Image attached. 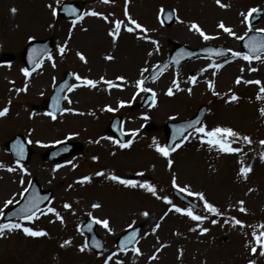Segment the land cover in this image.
<instances>
[{
    "label": "rangeland",
    "instance_id": "374dc122",
    "mask_svg": "<svg viewBox=\"0 0 264 264\" xmlns=\"http://www.w3.org/2000/svg\"><path fill=\"white\" fill-rule=\"evenodd\" d=\"M64 1L81 3L83 10L79 19L53 16L52 9H57ZM221 3L226 7H220L216 0H127V5L125 0L108 3L101 0H59V3L57 0H0V59L6 53L13 56L11 61L0 62V109L8 108L6 115L0 117V164L4 165L0 167V209L4 213L18 202L30 179H36L41 189L52 191L51 199L36 212L38 219L5 222L0 216V224L20 223L47 233L30 237L22 229L5 230L0 237V264H105L106 260L108 264H249V261L264 264L259 247L256 254L250 251L255 244L253 229L264 231L257 227L264 225V161L260 159L264 145L259 143L264 140V117L259 112L264 107V99H257L259 89L264 87V53L261 59L244 60V63L230 57L233 51L240 52V58L245 54L238 37L264 29V0H221ZM163 8L173 11L170 26L161 22L159 14ZM250 9L262 11L255 25H250L249 19L244 21L241 15ZM125 10L147 31L135 29L125 16ZM91 12L102 15L88 14ZM115 21L123 23L113 40L109 32L114 30ZM221 22L235 35L219 28ZM193 23L213 39L204 40L194 29L190 30ZM126 27L134 29L129 32L130 37ZM137 35L149 40L163 36L159 38L162 44L152 48ZM48 37L52 39L53 53L42 59L26 77L21 56L28 40ZM175 43L191 48L220 45L227 48L228 53L217 57L223 65L219 69L188 67L190 63L203 65L211 59L209 57L184 62L176 71L170 67L158 79L142 86L155 93V104L138 108L145 91L137 89L136 82L165 61L169 54L165 47ZM61 47L65 48L63 54L59 51ZM78 52L86 62L79 58ZM149 53L153 54L151 58H148ZM108 56L113 58L107 59ZM226 59L228 63H224ZM151 62L152 67L144 71ZM65 70L72 71L71 85L77 86L65 93L67 99L64 97L62 111L52 119L43 109V102ZM77 75L82 79L76 80ZM191 76H196L195 83L190 81ZM102 77L118 86L109 88L101 81ZM237 77L241 78L239 84L235 83ZM85 78L97 82L96 87L84 85ZM257 79L259 85L244 82ZM173 80L179 84L180 91L176 90ZM209 82L213 85L211 89ZM170 87L171 96L166 94ZM241 89L245 90L240 92ZM233 94L238 97L236 101L229 99ZM203 104L207 112L201 123L208 129L228 127L251 139L250 144L243 141L232 144L242 150L238 154L244 159L243 165H251L246 178L238 175L241 164L234 161L231 154L202 144L194 133L189 136L193 130L187 133L188 140L170 152L168 158L155 150L153 141L164 146L166 121L190 117ZM107 107L114 111L106 110ZM115 115L122 119L124 143L133 141L129 147L121 148L107 131ZM134 131L135 137L132 136ZM16 133L24 135L33 149L26 164L13 160L5 147V142ZM63 141L81 142L83 148L65 157L59 165L45 161L44 152ZM168 159L173 161L171 167ZM8 168L15 170L8 171ZM98 172L104 175L97 176ZM110 175L148 182L156 188L157 195L141 188L125 187L109 179ZM173 176L176 188L186 187L193 193H203L222 215L193 209L194 214L208 217L200 222L169 211L172 205L189 208L173 197ZM84 177L90 179L81 182ZM231 196L234 199L227 201ZM163 197L172 204L166 203ZM189 197L203 208L204 202L198 197ZM8 200L13 203L5 207ZM239 201H243L245 212L239 211ZM66 203L71 207L64 208ZM93 204L100 207L93 208ZM50 207L59 213L62 221L55 213L48 212ZM144 212L148 216L145 217ZM85 217L109 221L111 231L97 224L96 231L105 243L100 253L88 247L80 251L87 239L80 230ZM233 217L242 221L244 227L234 226ZM157 223L160 227L153 231ZM135 225L141 227L136 243L125 250L115 249V239ZM193 228L196 230L190 231ZM201 228L208 231L201 233ZM65 240L70 243L62 247ZM133 248H138L139 254L133 252Z\"/></svg>",
    "mask_w": 264,
    "mask_h": 264
},
{
    "label": "snow or ice",
    "instance_id": "6c2138e0",
    "mask_svg": "<svg viewBox=\"0 0 264 264\" xmlns=\"http://www.w3.org/2000/svg\"><path fill=\"white\" fill-rule=\"evenodd\" d=\"M104 3H108L109 0H103ZM57 3H59V0H57ZM125 3L127 5V0H125ZM216 3L220 6V7H226V5L222 4L221 3V0H216ZM49 7L51 8L52 6L49 5ZM13 11H15V9H13ZM163 11V10H161ZM258 10L257 9H250L248 11L247 14L245 13H241V15L244 17V21H248L249 17L257 12ZM52 14L53 16H55L57 13H56V9L53 8L52 9ZM90 15H94V16H97V15H102L100 13H96V12H91V13H88ZM125 16L128 17V21L131 25H135V29H140L141 31H147L146 29H143L142 26L140 24H138L135 20H132L130 16H128V13L127 11L125 10ZM80 17H77V19H79ZM104 19L107 20V17H104ZM75 24V21L73 22ZM123 22L122 21H115L114 22V30H110L109 32V35L113 37V40L116 39V36L118 35L119 31H120V28H121V24ZM219 28L223 29L225 32L229 33L230 35H235V33L231 32V30L227 27H225V25L221 22L219 25H218ZM195 30L196 32L199 33V35L204 39V40H209V39H213V37H209L208 35H206L195 23H193L191 25V28L190 30ZM126 30L128 32H132L134 31V29L132 27H126ZM258 32H264V29H257ZM239 39H243V37H238ZM155 43V42H153ZM245 47L249 49V52L250 53H253L254 55H248V54H244L242 56V58L244 60H251V59H261V53H264V41H257L255 37H253L249 43L245 44ZM59 51L61 52V54H63V52L65 51V48L64 47H61L59 49ZM207 51L209 53H212L214 50L212 49H207ZM231 51V50H229ZM215 54L216 55H224V51L223 50H215ZM77 55L79 56V58L82 60V61H85V57L83 56V54L81 53H77ZM149 55H151V53H149ZM231 55L233 57H240L242 54L240 52H231ZM107 59H112L113 57L111 56H108L106 57ZM49 59H51V57H49ZM86 62V61H85ZM229 61L226 59L224 61V63H228ZM223 65L222 64H213V65H210V67H214L216 69H219L221 68ZM53 67H55V64H53ZM148 69H144V71H147ZM250 71L254 70V69H249ZM24 75L27 77L30 75V72L27 70V69H22ZM243 71V69H242ZM76 80H81L82 78L77 75L76 77ZM118 80H121L123 81V77H117ZM190 81L195 83L196 82V76H191L190 78ZM101 81H103L105 84L108 85L109 88L113 87V86H118V85H113V82L112 81H104L103 80V77L101 78ZM144 79H140L136 82V87L137 89L141 90V91H145V92H148V91H151L150 89H147V88H144L142 87L143 84H144ZM245 83H255V84H260V81H244ZM96 83L95 81L93 80H89V79H83V84L84 85H87V86H90V87H96ZM236 84H239L241 83V78L240 77H237L236 81H235ZM173 85L175 86L176 90L177 91H180V87H179V84L177 83L176 80H173ZM77 85H70L67 87V90L68 91H72ZM209 88H213V85L211 82H209ZM17 91H20V89H17ZM189 92H191V89H188ZM167 95L171 96L173 95V89L170 87L168 90H167ZM214 95H217V93L213 92ZM261 94H264V87H261L259 89V92L257 93V99H264V96H262ZM153 97H155V93L153 92ZM65 99H67V97H65ZM231 101H236L238 99V97L233 94L230 96L229 98ZM69 103H71V101H69ZM124 102H121V106H123ZM153 104H155V100H153ZM108 111H114V109H112L111 107H107ZM66 111H73L72 109H67ZM8 112V108L7 107H4L3 109H0V117H3L6 115V113ZM259 112H260V115L261 117H264V107H261L259 109ZM47 115L51 116L52 119H55V115H53L52 113H47ZM145 119H147V117H145ZM197 124H199V126L197 127ZM185 128L187 129H192L193 131L189 133V136L196 134V136L200 139L201 143H206L209 147H216L218 149L219 152L221 153H228V154H232V153H240L242 150L240 148H236V147H232V144L237 142V141H243L244 143H252L251 139L248 137V136H241L239 133H237L236 131H234L233 129L231 128H228V127H220V126H216V127H213L211 129H208L203 123H201L199 120H194V121H189L187 122L186 125H181L180 128L178 129V131H183ZM136 132L134 131L132 133V136L135 137L136 136ZM189 136H184L182 138V140L179 142V143H176L174 147H168V146H160L158 144L155 143V141H153V144L155 146V150L160 154L162 155L163 157L165 158H168L169 155H170V152L172 151H175L177 148H179L181 146V144L188 140ZM231 138V139H230ZM132 140H128L127 143H120V147L121 148H125V147H129L131 144H132ZM37 143H40L39 141H37ZM259 143L261 145H264V140H261L259 141ZM66 150V149H65ZM20 151L22 152L23 149H20ZM93 159H96L95 157H93ZM260 159L261 161H264V152H261L260 153ZM17 163H19V161H17ZM168 163V166L171 167L172 166V163L173 161L171 159H168L167 161ZM238 163L241 164V167L239 169V173L238 175L246 178L247 174L251 171V165H248V166H244L243 165V161L240 160L238 161ZM0 167H4V165L0 164ZM8 171H14L15 169L13 168H8L7 169ZM23 170V169H21ZM97 176H102L104 175L103 172H98L96 173ZM137 175H143V173H138ZM90 178L89 177H84L83 181H88ZM109 179L113 180V181H116L118 182L119 184L125 186V187H130V188H141V189H144L146 190L147 192L151 193L153 196H156L157 195V190L156 188L151 185L150 183L148 182H138V181H134V180H131V179H122L116 175H110L109 176ZM172 183H173V186L176 187V181H175V177L173 176V180H172ZM181 192H185L187 191V194L189 196H196L199 198V200L203 201V210L207 213H211V214H214V215H222V213H220L219 209H217L213 204L209 203L203 193H193L191 191H188V189L185 187V188H181L180 189ZM158 199H161V197H157ZM39 198H35V199H32L30 200L29 202V205H26L24 208H21L19 210V213L23 214V213H26L25 215H23V219L24 220H28V221H31L34 217L35 218H39V217H36V211H40V209L38 208V205H37V200ZM162 199H164V201L168 204H172L171 200H168L167 197H163ZM13 201L12 200H8L5 202V207H7L8 205L12 204ZM241 207L239 208V211L241 212H245L246 209L243 208V201H239L238 202ZM64 208L68 209L71 207V205L69 204H64L63 205ZM93 208H98L100 207L99 204H93L92 205ZM35 209V211H33ZM174 210L175 212L177 213H181L183 215H187L191 220L193 221H200L202 222L203 220L207 219L208 217L205 215V216H201V215H196L194 214L193 212V209L191 207L187 208V209H182L180 207H177L175 205H172V208L169 209V211H172ZM48 212H51V213H55V215L57 216L58 219H61L62 221V217L59 216V213H56L55 212V209L54 208H48ZM16 213H14L15 215ZM41 214H46V213H43L41 212ZM168 213L166 212L165 213V216L167 215ZM4 215L3 213V210L0 209V216ZM143 215L146 217L148 216V213L147 212H144ZM161 219H163V217H161ZM232 219V223L233 225H239L240 227H244L243 225V222L236 219L235 217L231 218ZM213 224L216 223V220H212L211 221ZM225 223H228V220H225L224 221ZM96 223L97 224H101L105 229H108L109 231H111L109 229V221L107 219H104V220H99L97 219L96 220ZM160 225L159 223H157L155 225V228L153 229V231H155L156 228H159ZM197 227H199V224L197 225ZM251 227V226H250ZM261 229H264V225H259L257 226ZM16 229H22V231L24 232L25 235L27 236H30V237H40V236H46L47 233L44 232V231H34L33 229L29 228V227H23L20 223H12V222H9V223H3V224H0V237L4 236L5 234V230H8V231H13V230H16ZM196 229L193 228V229H190V231H195ZM201 233H205L208 231L207 228H201L200 229ZM134 238H135V234L133 233L132 235H129V236H126L124 237L122 240H121V243H120V248L121 250H124L126 248V246L128 244H131L133 243L134 241ZM252 240L255 242V244L253 246H251L250 248V251L251 253L253 254H256L257 251H258V247H259V255H262L264 256V231H259L257 232L256 229L254 228L253 229V232H252ZM70 243V241H67L65 240L64 241V244L61 245L62 247L65 246V245H68ZM94 246L95 247H100V245L98 243H94ZM87 247V244L82 246L80 248V251H84L85 248ZM246 247H248V245H246ZM133 252L139 254V249L138 248H133L132 249ZM115 255V254H113ZM155 258V257H153ZM111 257L108 258V260H110ZM105 264H108V261L106 260L105 261ZM117 264H119V262H117ZM249 264H255L254 261H249Z\"/></svg>",
    "mask_w": 264,
    "mask_h": 264
},
{
    "label": "water",
    "instance_id": "95a60500",
    "mask_svg": "<svg viewBox=\"0 0 264 264\" xmlns=\"http://www.w3.org/2000/svg\"><path fill=\"white\" fill-rule=\"evenodd\" d=\"M80 8L77 4L73 3H65L62 4L58 15L62 17H75L79 14ZM261 11H257L254 14V17L252 19V23H256L259 20ZM162 19L165 22V24L170 25L173 20V13L170 9H165L162 12ZM255 37L257 41H264V36L260 32H251L249 35L244 37L243 39V47L245 50L251 54L253 53L249 52V49L245 47V44L249 43V41ZM207 49L214 50L212 53H209ZM51 42L50 39H46L43 41L35 40L31 41L27 47L25 48L23 52V59L27 65L28 68L33 67L39 59L44 56L45 54L51 52ZM215 50H223L224 54L227 53L226 49L221 48L219 46L213 47L210 45H207L202 48L197 49H191L185 45L181 44H175L174 50L171 54V56L162 64H159L152 72L151 74L145 79V82L157 78L161 73H163L171 64H174L175 68L177 69L179 64H181L183 61L198 57V56H219L215 54ZM6 59H11V55H5ZM70 78L71 73L66 72L63 75V78L57 83V85L53 88V93L49 96L48 100L46 101V109H48L51 113L56 114L60 109L63 101V92L70 84ZM152 100V96L148 93L146 97L143 99V101L140 103L141 107L146 106L150 103ZM206 111L205 106H202L198 109L196 114L184 121L179 122H167L165 124V132L167 136V146L171 147L179 138H181L189 129L185 128L182 132L178 131L181 125H186L189 121L199 120L201 121L204 113ZM198 125V124H197ZM109 129L119 138L120 141L124 140V136L121 133L120 130V118L115 117L112 119ZM7 149L13 154V156L23 162H27L30 157V149L27 146V143L25 142L24 138L20 135H16L12 140L8 141ZM82 145L79 143H64L62 145H59L55 147L54 149L48 151L45 154V159L47 160H55L56 162H59L64 156L71 154L74 151H77L81 149ZM20 149H23L21 152ZM66 149V150H65ZM264 152V149L263 151ZM174 194L179 199L183 200L187 204H189L192 207L199 208L187 199L183 194L180 192L174 190ZM51 196V191H41L39 189V186L35 180H32L30 182L29 188L27 192L25 193L22 201L16 205H14L9 211L5 214V219L10 218H17V217H23L26 213H19V210L21 208H24L26 205H29L30 200L39 198L37 200L38 208L41 207ZM35 211V209L33 210ZM14 213H16L14 215ZM95 223L89 219H86L84 225L82 226V230L87 232L89 235L88 239V245L89 247L93 248L95 251H100L102 249V241L98 237V235L94 232ZM140 227L136 226L129 231H127L124 235L118 238L116 245L118 248H120L121 240L129 235L135 234V238L133 243L128 244L126 247H129L134 244L135 240L137 239L139 235ZM94 243H98L100 247H95ZM121 249V248H120Z\"/></svg>",
    "mask_w": 264,
    "mask_h": 264
},
{
    "label": "bare ground",
    "instance_id": "6f19581e",
    "mask_svg": "<svg viewBox=\"0 0 264 264\" xmlns=\"http://www.w3.org/2000/svg\"><path fill=\"white\" fill-rule=\"evenodd\" d=\"M130 33L129 32H127V36H129L130 37ZM133 36H134V34H133ZM137 37L138 38H144V40L145 41H147L148 43L147 44H149L152 48L153 47H155L156 45H161L162 44V40H159V38L160 39H163V36H160V37H155V39H153V40H149V39H147V37H143V36H141V35H137ZM153 42H155V43H153ZM171 49H172V45H170V44H168L166 47H165V50L166 51H168V52H170L171 51ZM136 50V49H135ZM136 52V51H135ZM153 56V54L152 55H150L148 58H151ZM143 57H145V55L143 56ZM230 57H232V60H241V62L243 61V63H244V59H242V58H240V57H233L232 55L230 56ZM148 58H147V56L145 57V60L147 59L148 60ZM221 62V60L219 59V58H211V59H208L203 65H197V64H195V63H190V65L188 64V67H190V68H193V67H197V69H203V68H210V65H213V64H219ZM152 64H153V62H151L149 65H146V69H150V67H152ZM244 77H245V75H244ZM257 80H259V79H257ZM245 89H241L240 90V92H243ZM257 90H256V88H255V92H256ZM245 93V92H244ZM243 93V94H244ZM263 106H264V101H263ZM232 155V159L234 160V161H240V160H244L243 158H240L239 157V154L238 153H232L231 154ZM232 199H234V197L233 196H231L230 198H228L227 199V201H229V200H232Z\"/></svg>",
    "mask_w": 264,
    "mask_h": 264
}]
</instances>
